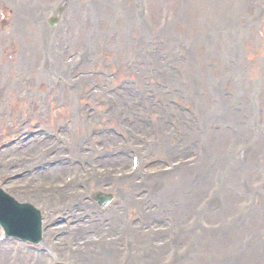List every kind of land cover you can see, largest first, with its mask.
Instances as JSON below:
<instances>
[{"label":"rangeland","instance_id":"obj_1","mask_svg":"<svg viewBox=\"0 0 264 264\" xmlns=\"http://www.w3.org/2000/svg\"><path fill=\"white\" fill-rule=\"evenodd\" d=\"M7 1V7L15 10V7L10 3L11 0ZM53 1L34 0V8L49 13ZM253 2L251 0H103V2L93 0L87 3L85 0H76L74 11L71 7L69 12L63 15L64 32L75 33V29L80 27L82 44L88 47L95 45L96 41L100 39V50H105L107 47L109 50H113L112 53L117 64L121 68L130 67L135 72L136 77L131 86L138 88L142 95L150 98L146 91L148 89H158L160 96L151 95L156 104L164 98H170L171 101H179L186 106H192L199 114L201 125L207 131V135L211 134L212 137L215 136L221 140L210 141L206 145L202 144L200 150L197 147L205 142L189 144L190 147L187 148L188 150L185 153H182L180 146L176 145V154L171 155H166L160 147L157 149L149 147L148 156L145 159L143 158V163L146 162L144 175L147 171L153 173L163 169V161H174L178 157L182 159L189 158L191 154L197 156L196 167L193 171L187 172L190 176L180 184L178 183L180 172L175 173L165 182L160 180L162 184H157V188H154L147 181L143 186V178L142 182L138 183L137 189L127 195L126 201L133 200V203L137 201L142 206L141 197H136V195L142 190L148 189L153 193L151 207L159 208L153 211L152 214L145 207L140 206L139 209L138 205H134L131 211H127L128 205H124L125 211L121 213V217H123L121 228L118 227L112 210L107 212L106 215H102L103 213L90 205L87 199H89L90 193L110 191L113 187L114 190L110 193H113L115 200L119 199L122 195L117 191L126 188V186H131V184L117 185L112 181L111 185H103L101 182L100 184L96 183V178L95 180L92 179V184L89 185L84 182L81 175H78L80 185L75 190L80 195L79 202L84 201V205L92 206L94 209L92 214L98 213L97 218L102 221L97 225L91 222L88 223L80 235H73L74 242L72 243L68 242V238L62 240L61 234L55 236L52 243L55 250L63 254L60 257L61 260L72 264H94V260L101 257L103 249L110 250L105 247L109 246L111 249H115L114 251L117 250V253H114V251L109 253L101 264H191L188 259L183 260V256L186 257L188 250L192 248L194 252L197 251L198 254H203L206 257L208 254L206 246L209 245L208 247L213 251L212 257L216 260H221L222 256L225 255L224 259H227L230 264H264V251L260 252L259 257H253V260L245 254L248 249L246 241L257 237L264 244V39L260 41L253 35L247 37L241 30L243 23L249 28L257 27L258 24L262 23V32L264 33V16L262 19L257 20L249 14L254 8L255 4ZM261 5L264 11V0ZM194 12H199L202 15V22L194 20ZM68 13L72 15L70 20ZM205 17L216 22L217 25L209 30L204 29ZM68 20L69 24H67ZM138 22L146 23L147 26L140 27L137 25ZM88 30L100 36L93 41L87 40ZM153 30L162 31L173 39L177 37L187 39L190 36L200 37V49L201 36L204 37V35L216 39L215 43L221 46L225 42L227 60H224L223 48H218L219 59L217 60V63L221 66L225 64L224 69L219 70L220 66L213 65V62L206 63L201 70H196V67H198L196 64H192L188 68L180 64L177 66L182 70L178 72L169 70L155 75L154 71L147 70L138 61L139 54L145 53L147 49L145 43L147 40L143 39ZM238 35L241 39L235 38ZM35 36L29 35L28 38H34L32 50L35 48L37 54L39 53V47H37L39 42L38 40L35 41ZM213 75L219 76L214 79ZM150 76H152V80L149 79ZM165 80H168L174 92L164 90L163 86H159L160 82ZM190 87L193 88L194 93H199L197 100L191 99L190 95L187 94L186 91ZM175 91H177V94ZM167 92H170L167 96L163 94ZM197 108L201 112L209 108L207 117L204 120ZM150 110L155 109L150 106ZM212 113L214 120L211 121L210 116ZM130 115L132 114L126 115L130 123L127 127L133 128L134 122ZM152 115L154 114L152 113ZM66 116L68 115L65 111H60L59 115L51 113L50 116H45V119L41 118L43 119L41 127L50 133L54 125L69 120V117ZM118 119L119 117L115 121ZM189 121L190 119L187 117V123L193 133L194 130ZM144 128L146 131L147 128ZM166 129L162 132L161 141L166 138L168 131ZM32 130L30 124L27 132ZM123 131L121 128L119 133L125 134ZM145 131L135 139L147 142L146 137L148 135L145 134ZM188 133L193 140H198L194 138L195 133L193 135L190 132ZM121 137L123 135H120ZM49 140H52L51 136ZM87 142H89L86 145L87 152L92 151V155L89 154L91 157L86 160L85 164L78 165V169L81 170L82 174H91L89 170L100 171L101 169L104 173H108L114 168L121 167L115 166L121 164L118 161L119 157L117 160L113 158L118 148L122 146L121 141L116 136L115 138L94 136ZM42 143H39V146L44 147L47 145ZM54 143L60 149L59 146L62 145V142L59 146L55 140ZM64 145H66V152H72L71 148L68 150L66 141ZM41 146L35 149L39 150ZM84 148L85 146L79 150L81 154H83ZM139 148L142 149V146ZM61 152L63 151H59V153ZM254 152H257L258 157H255ZM15 154L19 155L18 153ZM101 156H106L107 160L102 161ZM12 160H15L12 155L0 160L3 174H7V170L25 164L23 161L15 162V164L11 162ZM121 165L129 169L128 154L127 158H123ZM124 168L117 169V172L122 171ZM199 170L201 175L195 178L196 172ZM68 174L75 176L71 172ZM65 175L67 174L57 176L55 182L53 180L40 181L38 186L60 185ZM138 175L136 174L130 183H137L139 180ZM72 189L74 188H69L68 191ZM26 190L28 194H20L23 199L30 197L34 200V193H37L41 195V202H53L45 198V192L37 189L34 181ZM209 192L212 204L219 199L215 203L214 211L209 215L204 214L200 217V223L195 233L200 234L203 232V234L199 238L197 236L196 240H191L190 238L193 236H190L187 241L181 240L176 246L170 247V249L176 250L177 255L180 254L179 259L177 260L168 249H153V245L149 243V238L145 235V232H147V229L154 230L155 227L164 228L166 225L165 220L170 218V214L165 212V206H168L167 204L173 200L184 201V204L196 200L193 202H196L198 206L199 203L207 200L208 197H205V195ZM155 193H159L161 201ZM21 198L18 199L22 200ZM247 200L259 204L256 208V214L258 215L260 228H254L253 230L249 228L245 231L242 226V219L238 215L244 213V204ZM36 204L41 207L40 203ZM160 208H163V210L161 209L158 212ZM248 212L249 209L247 208L246 213ZM46 213L51 212L46 210ZM214 218L216 221H214ZM103 219H109L110 221H106L104 224ZM212 221L216 223L217 229L213 231L211 236L208 234L209 238H206L204 234L208 233L209 229V227H206L207 222L210 224ZM130 223L132 227L129 226ZM152 223L154 224L150 225ZM219 227H222L225 232L231 233L230 239L226 242L221 241ZM85 232L89 236L85 235ZM163 238L162 236L158 240L160 241ZM99 239H101L100 242ZM243 242H245V246ZM83 249L86 251L81 254ZM28 255L32 256V254H26L25 258ZM126 260H131V263L126 262ZM44 263V261L41 262V264ZM9 264H11L10 261Z\"/></svg>","mask_w":264,"mask_h":264},{"label":"bare ground","instance_id":"obj_2","mask_svg":"<svg viewBox=\"0 0 264 264\" xmlns=\"http://www.w3.org/2000/svg\"><path fill=\"white\" fill-rule=\"evenodd\" d=\"M81 71H82V69H81ZM88 74H89L88 72H83L82 71L80 73L79 78L80 79H84V78H86V76ZM102 79L104 80L103 77H102ZM76 80H77V78L75 76V81ZM8 82H10L9 78L6 79V83H8ZM72 125L75 126L76 128L80 127L79 123H72ZM81 127H83V126H81ZM73 142H76V145H77V142H80V141H78V140L76 141L75 140ZM72 148H74V145H72ZM74 149L76 150V148H74ZM162 149L165 152L168 153V148L167 147H163ZM75 152H77V151H75ZM253 154L255 155V157L256 156L258 157L257 152H254ZM60 171L61 170H59V172ZM200 175H201V173H200V170H199L198 172H196V177L195 178L199 177ZM179 176H181V175H179ZM184 179L185 178L181 179L180 181H178V183L180 184L181 182H183ZM134 186H135L134 184L131 185V187H134ZM177 212H178L180 218H184V217H186L188 215L189 208L186 205H184V206L180 207L177 210ZM254 228H259V222L257 220V217H254L253 220H251V222H250V230H253ZM156 236L157 235H154V237H156ZM189 236H192V234L185 232V233L181 234L179 239L181 240V239L187 238ZM253 236H255V235H253ZM252 243H253L252 246L247 249V252H245L246 255H249L251 257V260L254 259L253 257H259L260 256V252L264 251V244L258 243L256 238H254ZM206 247H207V252H208L206 257L203 254H197V255H195V257H193L192 254H188V256H189V258H191L192 262H195V264H230L227 259H224L225 255L222 256L221 260H216L215 258H213L212 257V252L213 251L208 246H206ZM111 252H113V251H109V250L102 251L101 257L98 260H94V264H101L107 258L108 254L111 253ZM244 259L247 261L246 258H244ZM0 260L2 262L1 264H4V263L7 262V258H6L5 255H1L0 256ZM218 262H221V263H218ZM34 264H39V261L35 260Z\"/></svg>","mask_w":264,"mask_h":264}]
</instances>
